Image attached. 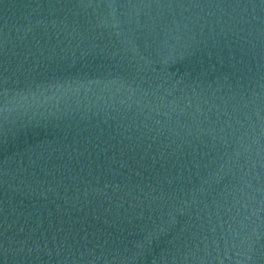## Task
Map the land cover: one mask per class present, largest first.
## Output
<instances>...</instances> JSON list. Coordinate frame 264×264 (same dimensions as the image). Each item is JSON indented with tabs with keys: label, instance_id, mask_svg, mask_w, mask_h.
<instances>
[{
	"label": "water",
	"instance_id": "95a60500",
	"mask_svg": "<svg viewBox=\"0 0 264 264\" xmlns=\"http://www.w3.org/2000/svg\"><path fill=\"white\" fill-rule=\"evenodd\" d=\"M0 264H264V0H0Z\"/></svg>",
	"mask_w": 264,
	"mask_h": 264
}]
</instances>
